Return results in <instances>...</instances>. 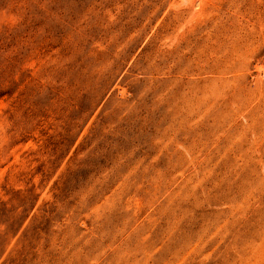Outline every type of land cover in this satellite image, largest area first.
Here are the masks:
<instances>
[{"label": "rangeland", "instance_id": "1", "mask_svg": "<svg viewBox=\"0 0 264 264\" xmlns=\"http://www.w3.org/2000/svg\"><path fill=\"white\" fill-rule=\"evenodd\" d=\"M264 0H0V264H264Z\"/></svg>", "mask_w": 264, "mask_h": 264}, {"label": "bare ground", "instance_id": "2", "mask_svg": "<svg viewBox=\"0 0 264 264\" xmlns=\"http://www.w3.org/2000/svg\"><path fill=\"white\" fill-rule=\"evenodd\" d=\"M263 253H264V247H263Z\"/></svg>", "mask_w": 264, "mask_h": 264}]
</instances>
